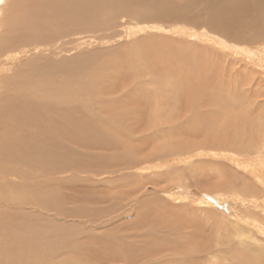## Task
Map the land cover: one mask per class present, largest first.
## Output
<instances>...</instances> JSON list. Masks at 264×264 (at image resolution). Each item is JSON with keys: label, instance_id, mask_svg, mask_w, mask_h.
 <instances>
[{"label": "bare ground", "instance_id": "1", "mask_svg": "<svg viewBox=\"0 0 264 264\" xmlns=\"http://www.w3.org/2000/svg\"><path fill=\"white\" fill-rule=\"evenodd\" d=\"M182 3V0H0V264H53L50 254L54 246L48 234H58L60 227L58 229L50 217L55 215V218H62L64 211L58 195L60 183L48 185V175L59 177L75 172L98 176L136 168L145 172L168 167V164H180L183 160L169 161L167 164L163 160L165 148L159 147V144L157 146L158 140H164L159 137V131L164 129L163 121L171 116L179 130L177 127L175 134H165L166 138L173 142L178 132L181 143L168 145L169 153L191 150L193 145L210 149L214 142L222 143L208 131L207 122L211 116L207 111L212 99L208 88L210 77L206 74L192 79L193 76L188 73L192 77L190 79L182 78L181 72H175L181 79L180 84L167 92L161 86L149 87L142 80L143 74H140L141 80L135 75L139 81L136 80L138 82L134 84L137 85L129 89L131 91L127 90V84L120 89L115 74L120 65L112 60L115 57H110L109 61L106 59L108 62L101 69L98 56L86 61L80 60L81 57L52 61L55 59H50L46 53L48 58L45 59L42 53L43 59L38 55V61L30 65L26 63L28 68H20L23 72L19 68L17 72L14 71L24 58L20 55L22 50L29 57L34 51L51 53L50 50L54 51L55 47L60 54L61 48L71 45L72 41L79 42L76 44L80 46L105 40L102 34L113 28L115 20H122L125 25L128 14L146 21L194 18L206 21L230 37L241 40L264 38V0H192ZM142 5L147 7L135 10L136 6ZM206 34L202 37L207 38ZM152 54L161 55L157 51ZM95 62L96 68L92 69ZM61 65H66L65 71ZM164 74L162 70L159 75ZM116 97H120V101ZM166 106H173L170 114L162 113ZM181 107L186 108V117L194 122H185V116H179L182 114ZM180 119L184 121L180 123ZM137 122L144 123L141 125L143 132H140L142 129L138 128ZM147 133H150L151 139H146ZM144 134L146 136L136 145L144 151L135 152V139L132 140V136L140 139ZM149 145L151 148L145 149ZM81 151L85 154H81ZM109 153L112 154L111 159L106 161L105 155ZM35 210L39 212L38 217ZM48 213L52 221L49 227L48 221L42 219V215ZM194 226L189 227L193 229ZM193 231L200 232L197 238L205 234V231L197 228ZM207 234H210L209 231ZM185 239L181 240L179 246L173 245L172 249H168L172 250L170 252L178 251L174 256L187 251L189 258L181 261L179 257L177 262L171 264H210L202 259L210 248L197 247L191 240L186 239L185 242ZM158 242L161 244L160 240Z\"/></svg>", "mask_w": 264, "mask_h": 264}, {"label": "rangeland", "instance_id": "2", "mask_svg": "<svg viewBox=\"0 0 264 264\" xmlns=\"http://www.w3.org/2000/svg\"><path fill=\"white\" fill-rule=\"evenodd\" d=\"M189 1L192 0H182V4ZM146 7L147 5L136 6L135 10H144ZM125 20V25L122 20H115L113 28L106 30V35L102 34L105 40H96L92 44L89 42L91 45L78 46L76 43L79 42L72 41L71 45L61 48L60 54L54 47V51L50 50L51 53L34 51L30 58L22 50L20 55H23L25 65L21 59V64H17L14 71L17 72L23 66V69L28 68L26 63L30 65L31 62L38 61L39 57L43 59L42 53L45 59L48 58L47 55L50 59H55L52 61L77 57L86 61L98 56V66L101 69L115 57L112 60L120 65V71L118 69L115 73L118 76L116 84L120 89L126 84L127 90L133 88L137 85L134 83L141 80L140 74H143L142 80L149 87L161 86L167 92L180 84L181 79L175 72H181L182 78L193 76L190 79H199L201 74H206L210 77L208 88L212 99L207 111L211 116L207 122L208 131L222 143L214 142L210 149L193 145L191 150L181 149L169 153L168 145L173 142L181 143L178 132L173 142H169V137L166 138L169 133L175 134L178 127L171 116L163 121L164 129L159 131V137L164 140L156 141L157 146L159 144V147L165 148L163 160L167 164L169 161L174 163L183 160L180 164H168V167L162 169L145 171L147 173L136 168L120 173L109 172L111 175L108 172L98 176L75 172L59 177L48 175V185L60 183L58 195L64 211L62 218H55V215L50 217L49 213L42 215L43 221H48V227L51 220L58 229L60 227L58 234H48V239L53 241L54 246V251L50 254L51 262L171 264L177 262L179 257L181 261L189 258L187 251L180 253V256L173 255L178 251L170 252L171 246H179L181 240L185 239L182 237L188 234L186 239L197 247L210 248L206 250L207 253L210 251L208 254L199 256L203 257L205 263L244 264L240 262L252 260L251 264H264V38L241 40L230 37L206 21L194 18L146 21L128 14ZM155 26L156 29H151ZM141 28L143 30L137 32ZM205 33L207 38L202 37ZM157 48L159 50H155ZM154 51L161 55H153ZM61 69L65 71L66 65H61ZM162 70L165 74L160 76ZM20 71L23 72L22 69ZM135 75L139 76V80ZM119 98L115 99L120 101ZM172 107L166 106L162 113L170 114ZM181 108L182 114L179 116H185V122H194L192 118L186 117V108ZM183 121L180 119L179 122ZM143 124L137 122L138 128L142 129ZM143 131L144 129L140 132ZM147 135H142L140 139L132 136V140L135 139V152L144 151L136 145L144 136L146 139L152 138L150 133ZM147 148L150 149L151 146L145 149ZM81 154L85 153L81 151ZM111 156V153L105 155L106 161ZM160 187L163 190L159 191ZM167 188H170L168 193ZM34 213L37 216L39 212L35 210ZM186 220L190 221L189 225ZM189 226L205 231V234L209 231L210 234L197 238L200 232L193 231ZM159 240L161 244H158ZM247 262L245 264H250Z\"/></svg>", "mask_w": 264, "mask_h": 264}]
</instances>
